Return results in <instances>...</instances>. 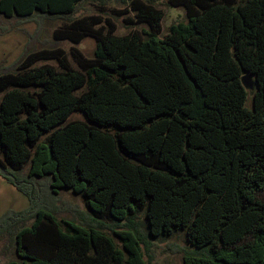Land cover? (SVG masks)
<instances>
[{
  "label": "trees",
  "instance_id": "1",
  "mask_svg": "<svg viewBox=\"0 0 264 264\" xmlns=\"http://www.w3.org/2000/svg\"><path fill=\"white\" fill-rule=\"evenodd\" d=\"M82 1L0 0L4 18H67L55 40L96 41L91 57L75 48L77 67L52 46L0 73V169L28 197L0 215L15 254L3 264H145L146 235L177 230L193 246L182 264H264V0H168L187 19L163 36L150 0H129L124 18L148 29L122 35L100 14L73 17ZM41 180L120 227L121 247L99 226L58 218Z\"/></svg>",
  "mask_w": 264,
  "mask_h": 264
},
{
  "label": "rangeland",
  "instance_id": "2",
  "mask_svg": "<svg viewBox=\"0 0 264 264\" xmlns=\"http://www.w3.org/2000/svg\"><path fill=\"white\" fill-rule=\"evenodd\" d=\"M149 1V0H144ZM157 8L163 10L161 20L160 36L168 32L169 27L187 19L183 6L171 5L168 0H150ZM124 9L128 11L123 12ZM100 14L103 18H110L116 25L117 34H126L131 30L143 31L148 26L145 22L129 23L124 21L125 17L134 18V11L129 7V0H84L82 1L73 17L82 15ZM68 19L63 17L33 16L28 18H4L0 16V73L14 71L17 68L19 58L31 49L50 48L59 46L63 48L70 63L77 67L75 48L79 49L86 57H91L95 49L96 41L91 36H86L78 43L68 39L55 40L53 32L61 27ZM103 27L107 24L103 21ZM50 64L58 67L55 59H41L34 65ZM3 92H0V99ZM252 95L247 96L246 104L251 106ZM83 119L82 112H73L69 119ZM29 164L21 170V174L26 175ZM44 185L42 199L43 204L49 205L60 219L73 220L85 226L95 225L102 228L103 232L110 235L116 244L121 247L120 238L114 234V230L120 227L113 226L106 220L93 221V216L85 206L83 198L74 193L71 189L61 188L54 196L46 192L45 180H41ZM28 205V197L19 190L16 185L0 174V215L8 209L19 210ZM135 229L140 235L147 234V227L143 214H139L135 219ZM122 228H128L127 225ZM147 243L143 244L145 264H182L183 255L193 250V246L186 241L185 234L181 230L175 231L171 236L160 238L146 235ZM14 247L8 237L0 240V264L5 263L10 258H14Z\"/></svg>",
  "mask_w": 264,
  "mask_h": 264
},
{
  "label": "water",
  "instance_id": "3",
  "mask_svg": "<svg viewBox=\"0 0 264 264\" xmlns=\"http://www.w3.org/2000/svg\"><path fill=\"white\" fill-rule=\"evenodd\" d=\"M242 81V85L243 87L248 90V91H253L254 89V83L253 80L251 78V76L249 74H244L241 78ZM1 174H3L4 176H12L11 173H7L4 169H0Z\"/></svg>",
  "mask_w": 264,
  "mask_h": 264
}]
</instances>
